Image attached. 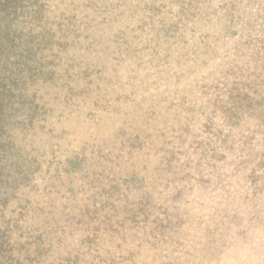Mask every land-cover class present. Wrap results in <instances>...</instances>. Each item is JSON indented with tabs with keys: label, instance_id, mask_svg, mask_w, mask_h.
Instances as JSON below:
<instances>
[{
	"label": "rangeland",
	"instance_id": "obj_1",
	"mask_svg": "<svg viewBox=\"0 0 264 264\" xmlns=\"http://www.w3.org/2000/svg\"><path fill=\"white\" fill-rule=\"evenodd\" d=\"M35 1L0 0V264H264V0Z\"/></svg>",
	"mask_w": 264,
	"mask_h": 264
},
{
	"label": "trees",
	"instance_id": "obj_2",
	"mask_svg": "<svg viewBox=\"0 0 264 264\" xmlns=\"http://www.w3.org/2000/svg\"><path fill=\"white\" fill-rule=\"evenodd\" d=\"M25 1H27V0H25ZM35 1V0H34ZM36 2V4L38 3L37 1H35ZM35 4V3H34ZM38 5H39V7H40V12H41V9L44 11V3L40 0L39 1V3H38ZM37 5H34L32 8H33V11L34 10H37ZM38 10H39V8H38ZM21 22H22V19H18V23H20L21 24ZM21 28L23 29V27H22V25H21ZM24 36L26 37L27 35L26 34H24ZM7 257V260H9V258H8V256H6Z\"/></svg>",
	"mask_w": 264,
	"mask_h": 264
}]
</instances>
